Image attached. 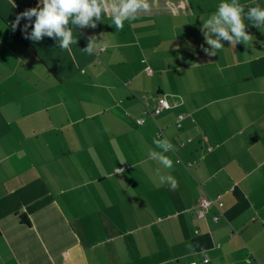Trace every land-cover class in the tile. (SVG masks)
<instances>
[{
    "label": "crops",
    "instance_id": "obj_1",
    "mask_svg": "<svg viewBox=\"0 0 264 264\" xmlns=\"http://www.w3.org/2000/svg\"><path fill=\"white\" fill-rule=\"evenodd\" d=\"M13 2L0 0V264H264V28L245 18L251 40L208 56L201 26L222 0H150L123 30L102 11L84 29L95 54L82 36L69 53L13 30L36 0ZM163 138L171 169L148 157Z\"/></svg>",
    "mask_w": 264,
    "mask_h": 264
},
{
    "label": "clouds",
    "instance_id": "obj_2",
    "mask_svg": "<svg viewBox=\"0 0 264 264\" xmlns=\"http://www.w3.org/2000/svg\"><path fill=\"white\" fill-rule=\"evenodd\" d=\"M12 3L16 7L13 0ZM244 8L245 6L239 4L237 0H232L231 3L222 0L216 11L211 13L202 24L201 33L204 44L208 47L201 45V48L208 56H215L216 51L224 49L221 40L233 46L251 40L252 35L246 31L245 18L254 21L252 27L264 28V9L257 4L248 7L245 14ZM150 10V0H36L35 7L17 13L12 27L13 30L19 27L23 38L34 43L39 42L43 36L51 38L55 34L56 37H62L58 41L60 50L69 53L72 51L71 45H76L82 36L87 43L81 51L93 55L99 48L97 37L87 35L84 29H96L98 24L102 23V11L103 16L107 15L110 18L116 30H123L125 21L135 20L142 12L146 13ZM32 17H35L34 21ZM21 20L25 21L23 25L20 24ZM70 23L75 26L79 35H73V28L68 27ZM230 32L232 35L229 34ZM153 143L162 151L149 150L148 157L156 160L164 168L171 169L173 161L164 153L174 150V146L167 138L155 139ZM117 171L121 170L117 169ZM155 175L161 184L168 183L173 190L178 187V181L171 175L164 176L159 169L155 170ZM164 264L171 262L165 261Z\"/></svg>",
    "mask_w": 264,
    "mask_h": 264
},
{
    "label": "built area",
    "instance_id": "obj_3",
    "mask_svg": "<svg viewBox=\"0 0 264 264\" xmlns=\"http://www.w3.org/2000/svg\"><path fill=\"white\" fill-rule=\"evenodd\" d=\"M168 106L169 105H168L167 100L164 97H160V98H158L157 104L154 106V108L152 110V114L153 115H158L161 112H163L165 109H167ZM182 118H183V115H180L179 116V119H182ZM144 122H145V119L144 118H139L136 121V123L139 124V125H142ZM210 203H211L210 201H202L200 203V206L202 207V209H206L207 207L210 206ZM215 220H217V217H215ZM205 261H207V260H205Z\"/></svg>",
    "mask_w": 264,
    "mask_h": 264
},
{
    "label": "trees",
    "instance_id": "obj_4",
    "mask_svg": "<svg viewBox=\"0 0 264 264\" xmlns=\"http://www.w3.org/2000/svg\"><path fill=\"white\" fill-rule=\"evenodd\" d=\"M22 218H23V220H25V217L24 216H22Z\"/></svg>",
    "mask_w": 264,
    "mask_h": 264
}]
</instances>
